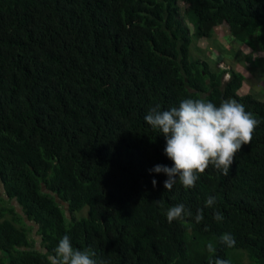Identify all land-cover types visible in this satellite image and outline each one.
<instances>
[{
    "label": "trees",
    "instance_id": "16d2710c",
    "mask_svg": "<svg viewBox=\"0 0 264 264\" xmlns=\"http://www.w3.org/2000/svg\"><path fill=\"white\" fill-rule=\"evenodd\" d=\"M221 21L264 49V0H0V264H49L64 235L107 264H208L210 242L230 264H264V101L238 94L240 72L190 58ZM185 98L235 99L260 123L227 176L210 165L168 191L150 170L174 162L144 117ZM179 203L192 216L169 223Z\"/></svg>",
    "mask_w": 264,
    "mask_h": 264
},
{
    "label": "clouds",
    "instance_id": "9594fccd",
    "mask_svg": "<svg viewBox=\"0 0 264 264\" xmlns=\"http://www.w3.org/2000/svg\"><path fill=\"white\" fill-rule=\"evenodd\" d=\"M144 120L153 130H159L164 135V153L174 162L172 167L156 165L150 170L166 175L164 188L168 191L177 182L185 189L194 188L199 176L210 165L227 176L236 154L242 146L251 143L253 133L260 123L235 99L222 100L217 106L205 99L185 98L178 107L168 110L161 111L160 105L151 107ZM152 185L156 187L155 179ZM215 204L214 196H209L205 201V207L208 208ZM191 216V210L183 203L169 207L166 212L169 223L184 221ZM213 218L221 221L223 216L216 211ZM203 219V210L198 209L195 222L199 224ZM219 241L228 248L234 247L236 243L230 232L223 233ZM206 247L210 254L208 264H230L226 259L214 257L216 249L211 242ZM53 253H45L49 264H107L105 260L96 258L97 253L93 248H75L68 235L59 240Z\"/></svg>",
    "mask_w": 264,
    "mask_h": 264
},
{
    "label": "rangeland",
    "instance_id": "374dc122",
    "mask_svg": "<svg viewBox=\"0 0 264 264\" xmlns=\"http://www.w3.org/2000/svg\"><path fill=\"white\" fill-rule=\"evenodd\" d=\"M185 18V16L183 15ZM190 34L194 35V28L186 19ZM264 36V33H263ZM263 44L257 39L256 47L249 48L232 39L229 34L227 25L224 22H219L211 27L209 34L205 37H191V44L189 47L190 58H200L206 61L210 69L214 67L219 69H226L240 72L245 80L241 90L238 94H253L258 100L264 101V49L260 46ZM254 55L256 58H254ZM229 76L224 75V80H228ZM0 198L4 201L3 192L0 188ZM59 200V199H58ZM11 206L16 213L19 209L16 204L11 202ZM66 209V208H65ZM69 217V214L66 213ZM80 216H85V212ZM78 214L76 218H78ZM26 227H32L31 238L36 240V245H39L41 238L37 235V226L24 219ZM246 263L248 258H243Z\"/></svg>",
    "mask_w": 264,
    "mask_h": 264
},
{
    "label": "water",
    "instance_id": "95a60500",
    "mask_svg": "<svg viewBox=\"0 0 264 264\" xmlns=\"http://www.w3.org/2000/svg\"><path fill=\"white\" fill-rule=\"evenodd\" d=\"M57 203H61V201H60V200H58V198H57Z\"/></svg>",
    "mask_w": 264,
    "mask_h": 264
}]
</instances>
